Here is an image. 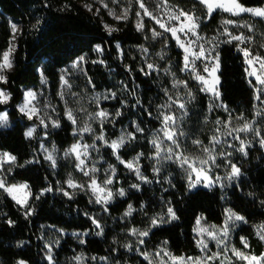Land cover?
Returning <instances> with one entry per match:
<instances>
[{
	"label": "trees",
	"instance_id": "obj_1",
	"mask_svg": "<svg viewBox=\"0 0 264 264\" xmlns=\"http://www.w3.org/2000/svg\"><path fill=\"white\" fill-rule=\"evenodd\" d=\"M83 0H0V61L12 38L11 23L20 25V33L13 54V66L6 74L3 86L10 95L0 111L7 110L12 122L9 128L0 129V151L8 152L16 159L11 181L26 182L31 198L25 208L18 205L0 190V263L18 264H78L81 257H94L89 264H97L102 257L112 258L121 264H146L137 254L124 250L122 238L117 244L111 242L114 234L98 237L90 215L100 211L82 196L68 200L55 192L62 174H54L39 152L38 136L25 135L31 123L18 110L24 90L37 88L41 69L49 81L50 91L56 95L59 88V70L82 55H88L85 68L93 91H111L115 98L102 107L120 110L122 113L114 125L103 126L107 142L120 135L128 125L132 139L118 151L120 159L127 161L141 155L140 163L147 177L143 184L118 162L110 147H103V158L116 166L122 186L138 185V190L127 189L124 199L109 206L111 216H119L131 204L135 213L131 226L148 228L155 214L164 212L168 203L176 216L175 221L153 228L145 243L155 247L165 242L175 256H197L200 251L195 243L196 217L221 225L224 210L229 207L241 215L246 224L240 229L248 238L252 252L264 258V241L254 233V227L264 224V147L254 146L247 154L236 155L233 162L240 169L239 180L230 188L220 186L188 189L181 176L169 183L154 167L150 145V132L160 126L157 106L169 87V77L161 79L154 71L142 64L135 46L145 43V38L135 28L133 18L114 22L107 16L87 12ZM183 8L192 9L204 17L207 13L197 0H169ZM245 7H261L264 0H237ZM228 14L215 11L201 25L203 32L211 34ZM231 19L239 17L228 16ZM115 26L109 33L104 25ZM175 41L166 35L161 45H167V58L171 73L185 83L190 98L184 101V114L179 121L185 132L207 143L215 134L218 120L225 119L221 112L209 113L208 96L199 85L182 70V51ZM120 45L122 53H119ZM103 49V66L93 61L95 46ZM159 48L160 45H151ZM119 55L121 58H119ZM220 93L222 101L236 114L246 118L253 116L254 89L248 81L247 64L238 49L231 44L220 50ZM127 93V96H122ZM126 99L127 107L122 103ZM214 118V119H213ZM137 122L141 132L134 128ZM56 146L63 150L74 140L72 125L60 111L59 128L50 133ZM48 189L47 194L40 192ZM11 221V223H9ZM74 232H87V236H73ZM52 249V262L47 260V247ZM264 262V259H263Z\"/></svg>",
	"mask_w": 264,
	"mask_h": 264
},
{
	"label": "rangeland",
	"instance_id": "obj_2",
	"mask_svg": "<svg viewBox=\"0 0 264 264\" xmlns=\"http://www.w3.org/2000/svg\"><path fill=\"white\" fill-rule=\"evenodd\" d=\"M141 2L144 3L145 9H147L151 15L144 14V9L140 8L138 0H83L80 4L87 12L100 15L101 17L105 15V17L107 16L116 23L133 18L135 28L145 38V43L143 45L135 46L134 48L140 55L142 64L148 71H154L161 79L167 77L170 79L169 87H164V91H166L165 96L157 106V118L160 121V126L150 132V145H152L154 149L152 159L155 169L160 171L162 177L169 183H172L174 177L177 175L181 176L188 189L194 190L195 188L211 187L214 185L220 186L222 189L230 188L239 180L240 176H242L240 174L239 176L229 179L232 171L231 164H235L233 162V157L236 155H245L243 152L237 150L240 147V140L242 139L244 141L246 153L251 147H262L260 140L264 139V91H258V89L264 86L258 84L255 76L249 75V73L256 72L257 75H261L262 79H264V74H262L259 63L254 62L252 65L246 63L248 81H250L254 89L255 108L251 118L236 114L233 110L228 108L221 99L219 89L220 82H216L217 77L220 81V56L218 54L220 48L229 43L234 45L238 51L243 54L245 61L246 59H250V57L246 58L242 49L248 50L252 55L264 56V18L255 16L251 12H240L234 15L232 11H225L223 8L214 7L212 11L213 14L215 11H222L228 14V16L239 17V19H231L227 16L221 20L220 26L214 29L213 33L208 34L201 29V25L207 22L210 16L206 4L200 2L207 13V16L204 17L192 9L180 7L169 0H141ZM216 2L217 0H209V3L213 5H215ZM219 2L228 4L230 0H219ZM245 8L264 9V5L261 7ZM180 11L198 17L199 27L196 29V35H192L191 33L185 35L184 33L178 32L177 35L180 37V42L178 43L177 40L173 38L171 32L162 29L160 25L156 23V20L164 23L167 27L179 28L181 22L184 21L185 18L180 17L179 20H176L171 19V17L178 15ZM137 13H140V15H137ZM229 20L232 21L231 24L224 23ZM14 25L17 29L15 33L13 32ZM104 25L109 33H112L116 29L113 24L108 22H104ZM138 25H142V27H138ZM245 25H248V27ZM11 27L12 38L0 61V64H2L4 54L9 53L11 67H5L0 71V75L5 77L4 81H0V92L7 95V100L0 103V105L6 104L10 98L7 90L1 85L5 83L6 74L13 66V54L20 33L19 24L11 23ZM225 29H227V31H225ZM153 32H158L161 35L154 36ZM166 35H169L175 41L174 43H176L177 47L182 51V69H184L185 51L180 47V44L187 46L189 40L195 41L189 48V53L199 52L201 46L205 49L204 57L200 59H195L194 56L189 55V60L192 61V63H190L189 68L183 70V72L188 73L191 79L194 80L201 89H205L203 92L208 96L209 113L216 115L218 112H221L226 117L223 120L216 121L217 128L215 134L210 137L207 143H202L195 137H191V135L185 132L178 124L181 115L184 114L183 109H181L179 105L183 104L191 95L185 90V83L176 79L171 73L170 64L166 60L168 47L166 43L165 45H161V41ZM232 36H243L245 39L243 42L231 40ZM197 37H199V39H197ZM151 45L160 46L156 49ZM97 46H99V51H97ZM97 46L94 48L97 56L93 62L105 66L106 62L103 59V49L100 45ZM117 46L121 54L122 49L119 44H117ZM217 55L219 57L218 70L210 75L211 69L217 64V60L215 59ZM81 57H83V59H81ZM121 57L119 55V58ZM88 60V55H82L59 70V88L55 96L52 95L49 81L40 69L39 86L37 88L30 87L24 90L22 100L17 106L19 112L26 119L31 121V123L27 125L25 133L29 129L34 130L31 137H26L28 139H33L37 134V130H41L38 136L39 152L49 168L54 172L55 176L58 173L63 176V182L58 179L55 192L68 200L82 196L88 200L90 205L99 207V212L90 215L92 223L93 220L96 221V223H93L96 228L95 234L100 238H104L105 234L108 233L107 231H109L110 234H114L111 238V242L114 243V245L122 238V248L126 251L129 250V252L137 253L146 264H250V260L235 255L234 250L249 258L253 256L263 258V256H257L252 252L248 238L240 233V229L246 224L245 219L239 221L234 218L229 219L230 212L239 215L229 207H226L224 210V221L221 225L206 221L204 216L196 217L193 233L195 236V243L200 253L197 256L189 257L173 255L165 242H161V244L155 247L145 243L153 228L155 229L157 226L175 221L176 216L175 219H173L168 212V209L172 208L168 203H165L164 212L155 214L153 220L156 221V224L153 225L152 220L148 228L131 226V219L136 211L131 204H129L132 207L131 214H126L129 211L128 205L127 209L121 215L114 217L110 215L108 207L112 206L117 199H124L128 192L127 189L137 191L139 188L133 187L134 184L128 186H122L120 184L122 180L118 178L116 166L103 158L101 149L106 146L110 147L115 157L118 159V162L125 166L141 183L146 184L147 177L140 166L141 155L139 153L127 161L120 159L118 156V151L133 137L128 125H125L124 128L121 129L119 136L107 142L103 126L106 124L114 125L122 112L119 109L113 110L109 107L101 106L102 104L113 101L115 93L106 90L95 92L92 90L93 87L85 68ZM149 64L153 65V67L148 68ZM206 64L209 65V72L204 71ZM197 75L204 76L208 81V85L205 86L203 82L197 80ZM213 88L215 91L219 92V98H217L211 90ZM28 92L34 93V98L27 97L26 94ZM257 95L260 96V100H257ZM122 96H127V93H123ZM26 103L28 105L26 111L29 112V114H31L32 109H35V114L32 115L31 119H29V115L20 111V108ZM122 103L127 107L126 99L123 100L122 98ZM60 111L63 112L65 118L72 125V135L74 138L73 142L63 150H60L50 138V133L59 128ZM101 111L106 113L105 117L97 115ZM69 112L72 114V120L68 118ZM0 113L7 115V120L4 124H0V129L9 128L12 122L9 118L8 111L3 110L0 111ZM117 113H119V115H117ZM162 114L171 115L175 118V123L171 125V130L176 133L175 139L178 146L165 138ZM245 123L251 126L250 131H233L234 129L243 127ZM133 125H135L134 128L137 132H141L137 122L133 121ZM257 132H259L260 135H257ZM100 137H103V139ZM237 137H239V139H237ZM121 139H123V143H120V146L114 151L111 146L112 143L114 141L119 143ZM153 141H155V143H153ZM196 141L199 143H195ZM157 144L159 145V154H157ZM74 145L79 146L78 153L80 160H83V164L80 167H77L80 163V160L77 159V152L71 151ZM84 146L88 147L85 149ZM169 149H171V153L168 151ZM204 149H209V151L205 152ZM5 153L8 154V156L14 157L8 152L0 151V181L4 182L5 187L15 186V188L11 193L5 191L4 188H0V190L4 195L12 199L18 207L25 208L31 198L30 188L26 182L11 181L12 173L17 167L16 159L14 161L8 159V157L4 155ZM229 153H231V155H229ZM49 155L52 159H47ZM169 155L172 156V159H168ZM177 156H186L189 158L190 162L195 163L198 169H205V172L200 177L201 182L196 184L195 187L189 188V176L191 174V180L195 181L196 173L191 172V169H189L187 165L182 166L180 160L176 158ZM209 156L214 158V163L212 160H209ZM201 160H208V163L200 164L199 161ZM128 164H131L132 167L129 168L127 166ZM93 169H95V171H93ZM85 172H87L88 175H85ZM137 172H139V175ZM205 176L207 179H205ZM141 177H143V179ZM93 180H95L96 185H92ZM108 180H111V183H106ZM69 181L75 186H69ZM206 184H209V186H205ZM100 189H103V191ZM121 189L124 191L123 196L119 194ZM48 192L49 190L46 189L41 191L40 194L44 195ZM65 193H68V195H65ZM109 193H111V197L107 199V202H104ZM13 197H15V199ZM98 197L101 198L100 203H97ZM17 200H19L20 203H17ZM197 221H199V223H197ZM97 224H99L100 227H97ZM225 228H227V235H224ZM202 229L204 231H202ZM142 232H147V235H140ZM254 233L260 241H264V239L260 238V234H264V224L255 226ZM70 234H73V236H87V232H74ZM141 241H143V243H141ZM245 244H247V246H245ZM204 245H207V247H204ZM47 250V260L52 262V249L48 246ZM93 259V256L81 257L78 259V264H89ZM21 262L27 264L24 261ZM21 262L19 261L18 264H21ZM96 262L97 264H121L107 257L99 258ZM251 264H257V262L253 261ZM259 264H264L263 259H260Z\"/></svg>",
	"mask_w": 264,
	"mask_h": 264
},
{
	"label": "snow or ice",
	"instance_id": "obj_3",
	"mask_svg": "<svg viewBox=\"0 0 264 264\" xmlns=\"http://www.w3.org/2000/svg\"><path fill=\"white\" fill-rule=\"evenodd\" d=\"M200 2L203 3V4H206L208 6L209 15H211L212 11L214 10V7H216V8H223L225 11H232L234 15H237L240 12H251L255 16H259V17L264 18V9H260V8H255V9L245 8L242 5H240L239 3H237V0H230V3H228V4H225L223 2H219V0H217L215 5L209 3V0H200ZM138 3L140 5V8L144 9V14L145 15H151V13H149L147 11V9H145V5H144L143 2H141V0H138ZM137 15H140V13H137ZM180 17H184L185 20L181 22V26L179 28L167 27L164 23H161L159 20H156V23H158L162 29H164L167 32H171L173 38H175L178 43L180 42V37L177 35L178 32L184 33L185 35H187V33H191L192 35H196V29L199 27V18L198 17H194L191 14H189L187 12H184V11H180L178 15L172 16L171 19L179 20ZM224 23L225 24H231L232 21L229 20V21H225ZM245 26L248 27V25H245ZM138 27H142V25H138ZM16 31H17V29H16V27L14 25L13 26V32L15 33ZM225 31H227V29H225ZM153 35L154 36H159L161 34L158 33V32H153ZM197 39H199V37H197ZM244 39H245V37H243V36H232L231 37V40H237V41H241V42H243ZM248 39H250V38H248ZM194 43H195V41L189 40L187 46H185L184 44H180V47H182L184 49V51H185V57H184L185 63H184V69H182V70H187L189 68L190 63H192V61L189 60V55L194 56L195 59H200V58L204 57L205 49L203 48V46L200 47L199 52L189 53V48ZM99 50H100L99 46H97V51H99ZM242 51L244 52V55H245L246 58L250 57V59H246V63H248L249 65H252L254 62L259 63L260 64V69L262 70V74H264V56L252 55V53H250L246 49H242ZM205 58H207V57H205ZM81 59H83V57H81ZM215 59L217 60V64L215 65V67H213L211 69V72L209 73L210 75L215 73L218 70V67H219V64H218L219 57H218V55L215 57ZM5 67H8V68L11 67V62L9 60V53H5L4 54L3 63L0 64V71H2L3 68H5ZM152 67H153V65H151V64L148 65V68H152ZM204 71L205 72H209V65H207V64L205 65ZM249 75L255 76V79H256L257 83L262 85V86H264V79L261 78V75H257L256 72H251V73H249ZM4 79H5V77L3 75H0V81H4ZM196 79L201 81V82H203L205 86L208 85V81H207V79H205L204 76L197 75ZM216 82L217 83L219 82L218 77L216 78ZM201 90L204 91L205 89L202 88ZM211 90L214 92V94L217 96V98H219V92L215 91L214 88L211 89ZM258 91H264V87L258 89ZM26 95H27V97H33L34 98V93H32V92H28ZM189 95H191V93H189ZM256 98H257V100H260V96L259 95H257ZM6 100H7V95L4 94L3 92H0V103H3ZM27 107H28V105L26 103L24 106H22L20 108V111L24 112L26 115H29V119H31L32 115L35 114V109H32L31 110V114H29V112L26 111ZM179 107L181 109H183L185 107V105L184 104H180ZM97 115H99L100 117H105L106 113L101 111ZM117 115H119V113H117ZM68 118L70 120L73 119L71 112H69ZM6 120H7V115L4 114V113H0V124H4L6 122ZM73 122L75 123L74 120H73ZM42 123H43V121H42ZM174 123H175V118L173 116H171V115H163V125H164V129L163 130H164L165 138L167 140L171 141L173 144H177V141L175 139L176 133L171 130V125L174 124ZM85 130H87V129H85ZM250 130H251V126L249 124L245 123L243 127L238 128V129H234L233 131L247 132V131H250ZM33 131H34L33 129H29L25 133V135L27 137H31L33 135ZM229 134H231V133H229ZM257 135H260V133L257 132ZM100 138L103 139V137H100ZM237 139H239V137H237ZM120 143H123V139H121V141L119 143L116 142V141H114L112 143L111 146H112L114 151L120 146ZM153 143H155V141H153ZM195 143H199V142L196 141ZM260 144H261L262 147H264V139L260 140ZM156 146H157V154H159V145L157 144ZM177 146H178V144H177ZM84 147L86 149L88 146H84ZM78 148H79L78 145H74L73 148L71 149V151L72 152H77V159L80 160V156H79V153H78ZM237 150L240 151V152H243L245 155L247 154L246 151H245V144H244V141L242 139L240 140V147ZM168 151L171 153V149H169ZM204 151L208 152L209 149H204ZM4 155L6 157H8V159H10V160H13V161L15 160V157L8 156V154H6V153ZM66 155H67V153H66ZM229 155H231V153H229ZM176 158L178 160H180L182 166L183 165H187L188 168L191 169V172L196 173V180L195 181L191 180V174L189 176V179H190L189 188L195 187L196 184L201 182L200 177L205 172V169H203V168L198 169L195 166V163L190 162L189 158L186 157V156H177ZM47 159H52V157L49 155L47 157ZM168 159H172V156L169 155ZM209 160H212L213 163L215 162L214 158L211 157V156H209ZM199 163L200 164H207L208 160H201V161H199ZM82 164H83V160H80V163L77 165V167H80ZM127 166L129 168L132 167L131 164H128ZM231 169H232V171H231V174L229 176V179L240 175V169L235 164H231ZM93 171H95V169H93ZM137 174L139 175V172H137ZM85 175H88V173L85 172ZM141 178L143 179V177H141ZM205 179H207L206 176H205ZM106 183H111V180L106 181ZM92 185H96L95 180L92 181ZM69 186H75V185H73L72 182L69 181ZM205 186H209V184H206ZM22 187H26V186H22ZM133 187H138V185H133ZM0 188H4L5 191H8L9 193H11L14 190L15 186L5 187L4 182L0 181ZM100 190L103 191V189H100ZM119 194L121 196H123L124 195V191L121 189ZM65 195H68V193H65ZM110 197H111V193L108 194V197L105 198L104 202H107V199L110 198ZM13 198L15 199V197H13ZM100 202H101V198L98 197L97 198V203H100ZM17 203H20V201L17 200ZM131 211H132V207H131V205H129V211L126 214H131ZM168 212L171 215V217L173 219H175V213L173 212V209L169 208ZM233 218L235 220H238V221L244 219L242 216H239V215H236L235 213H231L230 212L229 213V219H233ZM9 223H11V221ZM93 223H96V221L93 220ZM152 223H153V225H155L156 221L153 220ZM197 223H199V221H197ZM97 227H100V225L97 224ZM133 231H135V230H133ZM202 231H204V230L202 229ZM140 235H147V232H142V233H140ZM224 235H227V228H225ZM213 238H215V237H213ZM260 238L264 239V234H260ZM141 243H143V241H141ZM218 243H219V241H218ZM245 246H247V244H245ZM204 247H207V245H204ZM234 254L239 256V257H242L243 259L250 260V264L253 261H255V262H257V264H259L260 259H264V258H257L255 256L249 258L247 256H243L242 253L236 252L235 250H234ZM21 264H23V262H21Z\"/></svg>",
	"mask_w": 264,
	"mask_h": 264
}]
</instances>
